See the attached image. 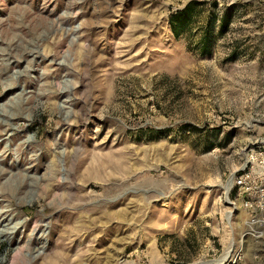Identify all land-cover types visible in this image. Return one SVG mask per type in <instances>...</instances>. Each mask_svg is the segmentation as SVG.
Returning a JSON list of instances; mask_svg holds the SVG:
<instances>
[{
  "label": "rangeland",
  "instance_id": "obj_1",
  "mask_svg": "<svg viewBox=\"0 0 264 264\" xmlns=\"http://www.w3.org/2000/svg\"><path fill=\"white\" fill-rule=\"evenodd\" d=\"M261 144L264 0H0V264H253Z\"/></svg>",
  "mask_w": 264,
  "mask_h": 264
},
{
  "label": "built area",
  "instance_id": "obj_2",
  "mask_svg": "<svg viewBox=\"0 0 264 264\" xmlns=\"http://www.w3.org/2000/svg\"><path fill=\"white\" fill-rule=\"evenodd\" d=\"M228 192L232 193L230 204L237 201L244 211L242 234L256 240L252 262L264 264V144L250 148L232 176ZM235 259L227 258L226 264H233Z\"/></svg>",
  "mask_w": 264,
  "mask_h": 264
},
{
  "label": "trees",
  "instance_id": "obj_3",
  "mask_svg": "<svg viewBox=\"0 0 264 264\" xmlns=\"http://www.w3.org/2000/svg\"><path fill=\"white\" fill-rule=\"evenodd\" d=\"M184 8H185V7H184ZM185 9H186V8H185ZM185 9H182V11L180 12L181 15L183 14V11H184ZM176 14H179V11H178V13H176ZM176 17H177V16H176ZM169 26H170V28H171L172 30H174L175 23L173 22L172 19H170V21H169Z\"/></svg>",
  "mask_w": 264,
  "mask_h": 264
},
{
  "label": "bare ground",
  "instance_id": "obj_4",
  "mask_svg": "<svg viewBox=\"0 0 264 264\" xmlns=\"http://www.w3.org/2000/svg\"><path fill=\"white\" fill-rule=\"evenodd\" d=\"M226 192H227V190H226Z\"/></svg>",
  "mask_w": 264,
  "mask_h": 264
}]
</instances>
